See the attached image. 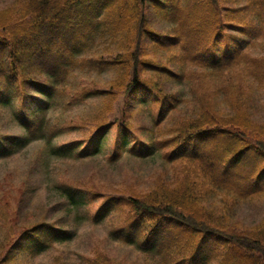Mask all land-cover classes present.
I'll return each instance as SVG.
<instances>
[{"label":"trees","instance_id":"1","mask_svg":"<svg viewBox=\"0 0 264 264\" xmlns=\"http://www.w3.org/2000/svg\"><path fill=\"white\" fill-rule=\"evenodd\" d=\"M232 2L12 0L0 9V109L23 132H0V156L43 140L54 158L175 164V180L145 191L53 188L75 221L119 213L111 236L160 264H264V217L251 228L234 219L241 201L264 196V122L254 111L255 99L264 104V0ZM109 71L107 84L68 97L75 74ZM92 98L101 106L87 137L54 144L83 127L53 123L54 110ZM73 237L43 220L13 247L37 254Z\"/></svg>","mask_w":264,"mask_h":264},{"label":"rangeland","instance_id":"2","mask_svg":"<svg viewBox=\"0 0 264 264\" xmlns=\"http://www.w3.org/2000/svg\"><path fill=\"white\" fill-rule=\"evenodd\" d=\"M240 1V0H239ZM12 0H0V9ZM233 4L232 0H227ZM157 29L166 30L168 25L153 18ZM115 72L78 73L66 83L68 97L84 83L96 82L101 86L115 77ZM261 94V93H259ZM256 95V94H255ZM259 99V98H258ZM255 99V115L264 122V104ZM262 101L264 95L261 94ZM99 100L92 98L77 102L66 108H57L52 113L53 123L58 125L83 124L77 129H67L54 144L84 140L90 127L89 118L98 114ZM11 110L0 109V132H23ZM70 130V131H68ZM115 139L111 131L109 148ZM110 150L108 152H110ZM174 167L158 158L137 159L132 156L112 162L106 157L88 159L54 158L49 144L37 140L19 153L0 156V259L4 264H160L158 257L145 254L136 246L116 240L110 231L118 223L119 213L94 223L92 219L68 216L63 209L64 200L59 199L53 188L54 183L86 184L102 191L152 189L157 182L175 180ZM101 200L89 205L91 214L96 211ZM234 219L243 227H255L264 217V196L241 201L234 212ZM67 215V217L65 216ZM73 219V220H72ZM43 220L63 222L74 231L70 241L55 242L45 251L28 254L13 247L27 227ZM212 264H219L215 261Z\"/></svg>","mask_w":264,"mask_h":264}]
</instances>
